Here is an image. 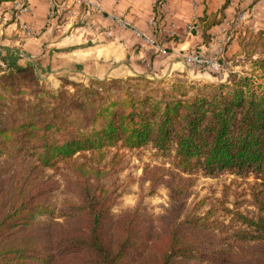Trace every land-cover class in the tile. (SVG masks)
<instances>
[{
  "label": "trees",
  "instance_id": "1",
  "mask_svg": "<svg viewBox=\"0 0 264 264\" xmlns=\"http://www.w3.org/2000/svg\"><path fill=\"white\" fill-rule=\"evenodd\" d=\"M225 7L195 21L204 42ZM260 40L264 47V30L239 33L237 55L250 71L218 82L63 79L53 91L32 66L0 69V174L2 156L15 159L0 186V264H264ZM146 149L168 165L144 163L138 178H121L125 152ZM196 174L253 178L254 211L239 210L238 198L227 207L225 190L218 207L188 206ZM56 175L67 195L59 203ZM134 182L135 205L115 214ZM160 185L167 205L152 217L145 197Z\"/></svg>",
  "mask_w": 264,
  "mask_h": 264
},
{
  "label": "crops",
  "instance_id": "2",
  "mask_svg": "<svg viewBox=\"0 0 264 264\" xmlns=\"http://www.w3.org/2000/svg\"><path fill=\"white\" fill-rule=\"evenodd\" d=\"M157 1L0 0V69L32 66L56 90L63 79L86 84L139 75L218 82L238 73L231 65L240 58L238 34L264 30V0H163L161 9ZM224 5V19L205 42L199 30L188 31ZM242 11L249 13L244 21ZM192 50L216 59L217 72L192 70L183 59Z\"/></svg>",
  "mask_w": 264,
  "mask_h": 264
},
{
  "label": "rangeland",
  "instance_id": "3",
  "mask_svg": "<svg viewBox=\"0 0 264 264\" xmlns=\"http://www.w3.org/2000/svg\"><path fill=\"white\" fill-rule=\"evenodd\" d=\"M262 41H257L255 46L253 47L255 51V57L259 56L260 53L264 52V47L261 46ZM250 47V44L247 46V48ZM237 60H233V63H238V73L237 74H243L248 71H250L249 63L244 61L245 58H236ZM244 62H243V61ZM233 63L231 65H233ZM229 64V65H230ZM236 65V66H237ZM214 73V72H213ZM230 75V74H229ZM162 80V79H161ZM228 78H223L221 81H226ZM165 81V80H164ZM173 81V80H172ZM172 81H166L167 83H171ZM89 83V82H88ZM86 83V84H88ZM45 84V83H44ZM53 91H56V89H53L49 85L45 84ZM58 90V89H57ZM117 149H113L112 151H115ZM3 162H1L2 166L4 167V171L0 174V186H7V183L10 181L11 176L13 174V163L15 162V159L11 156H2L1 158ZM144 163L149 164H166V160H163L160 157H157L153 155V151L151 150H142L139 152L136 151H129L125 152L124 156V169L120 173L121 178H125L127 176H135L139 177L141 175L142 166ZM6 167H8L6 169ZM46 173L52 174L51 170H47ZM57 183H59V189H57L53 196L52 200L56 203H59L62 199H65L67 195L63 191L64 183L62 182L61 178L56 175L54 176ZM194 178V185L190 189V197L188 199V206H192L194 203L204 199L205 202L202 207V211L206 210L209 207L215 206L218 207L219 204L217 203V199L221 197L223 191L225 190V194L227 195L225 202V205L229 208L233 207V202L235 201V198H238L237 201H242L241 207L238 209L243 212L252 213L254 211L253 206L248 202L249 200V190H248V183L252 182L253 178L243 179L235 177L231 174H223L220 175L217 178H211V177H204L200 174H196L193 176ZM147 183L143 185V190L146 191L147 189ZM140 191V185L138 182H134L129 188L128 191L121 196L117 204L115 205L113 211L115 214H118L119 212L132 208L138 198ZM145 204L147 206L148 212L152 215V217H156L159 214L162 213L164 207L167 205V189L165 186L160 185L156 193L152 196L145 197ZM218 214L221 215L225 221H227V217L223 216L221 211L218 210Z\"/></svg>",
  "mask_w": 264,
  "mask_h": 264
},
{
  "label": "built area",
  "instance_id": "4",
  "mask_svg": "<svg viewBox=\"0 0 264 264\" xmlns=\"http://www.w3.org/2000/svg\"><path fill=\"white\" fill-rule=\"evenodd\" d=\"M164 1L160 0L156 2V5L161 9L163 7ZM25 8V6H24ZM249 13L247 11H242L238 18L242 21L248 19ZM189 32L197 31V28L194 23L188 26ZM184 62L192 69V70H205L209 72H217L218 68H220V63L213 58H208L195 50L189 51L183 56Z\"/></svg>",
  "mask_w": 264,
  "mask_h": 264
}]
</instances>
